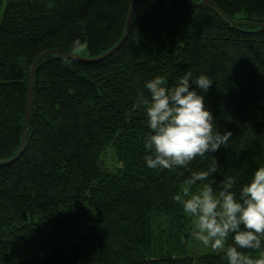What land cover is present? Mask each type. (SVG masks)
I'll return each instance as SVG.
<instances>
[{
	"label": "trees",
	"instance_id": "16d2710c",
	"mask_svg": "<svg viewBox=\"0 0 264 264\" xmlns=\"http://www.w3.org/2000/svg\"><path fill=\"white\" fill-rule=\"evenodd\" d=\"M201 1L138 0L126 40L105 59L53 54L38 64L26 148L0 164V264H226L211 249L194 252L192 219L173 199L213 154L188 169L143 159L145 81L171 86L191 72L213 80L214 127L233 133L214 154L217 181L238 190L264 164V0H211L237 25ZM132 2L0 0V161L20 150L34 60L83 45L104 54Z\"/></svg>",
	"mask_w": 264,
	"mask_h": 264
},
{
	"label": "clouds",
	"instance_id": "9594fccd",
	"mask_svg": "<svg viewBox=\"0 0 264 264\" xmlns=\"http://www.w3.org/2000/svg\"><path fill=\"white\" fill-rule=\"evenodd\" d=\"M80 46V39L72 41L74 49ZM212 84L206 74L193 76L191 72L171 86L159 75L145 81L150 100H144L141 93L140 103L146 105L150 132L144 137L143 159L150 169H188L198 156L213 154L206 169L191 171L188 186L173 199L192 219V236L221 253L226 264H264V164L238 190L232 178L217 181L219 162L214 154L229 145L233 133L214 127L216 117L205 98ZM198 181L208 182L190 191ZM244 250L258 255H245Z\"/></svg>",
	"mask_w": 264,
	"mask_h": 264
},
{
	"label": "water",
	"instance_id": "95a60500",
	"mask_svg": "<svg viewBox=\"0 0 264 264\" xmlns=\"http://www.w3.org/2000/svg\"><path fill=\"white\" fill-rule=\"evenodd\" d=\"M137 3H138V0H133V2L131 4L129 14H128V18H127L126 27H125V33H124L123 37L119 40V42L112 49H110L106 53L99 55V56H96V57H89V56H81L77 53L68 52V51H65L62 49H52V50L44 52L42 55H40L38 58H36V60L34 61L33 65H32L31 72H30V78H29V84H28V90H27V103H26V109H25L24 124H23V128H22V141H21L20 150L12 159L7 160V161H0V164H7L11 161L16 160L17 158H19L23 154V152L26 148L27 133H28V129L30 126V120H31V115H32V110H33L34 76H35V72H36V69H37L40 61L47 59L49 56H51L53 54H56L57 57H61V58H65V59L82 60V61H86V62H95V61H100V60L105 59L110 54H112L115 50H117L123 44V42L126 40L128 34L130 32V28H131L132 21L134 18V13H135ZM201 3L205 6H209L213 9L219 11L231 24L237 25L239 23V22L234 21L232 18H230L223 10H221L211 0H202ZM257 26L260 28V30H264V22L263 23H257Z\"/></svg>",
	"mask_w": 264,
	"mask_h": 264
},
{
	"label": "rangeland",
	"instance_id": "374dc122",
	"mask_svg": "<svg viewBox=\"0 0 264 264\" xmlns=\"http://www.w3.org/2000/svg\"><path fill=\"white\" fill-rule=\"evenodd\" d=\"M77 54H79L81 56H87V54H88L87 47L85 45H83L80 48V50L77 51ZM195 242H197V247H195V249H198V250L194 251V252L203 251L202 253H204V252L210 251V248H202L203 245L198 240H195ZM203 249H205V250H203Z\"/></svg>",
	"mask_w": 264,
	"mask_h": 264
},
{
	"label": "bare ground",
	"instance_id": "6f19581e",
	"mask_svg": "<svg viewBox=\"0 0 264 264\" xmlns=\"http://www.w3.org/2000/svg\"><path fill=\"white\" fill-rule=\"evenodd\" d=\"M108 51H109V50H108ZM105 53H106V52H105ZM41 55H42V54H41ZM38 57H39V56H38ZM38 57H37V58H38ZM89 57H91V56H89ZM35 60H36V59H35ZM35 60H34V61H35ZM40 62H41V61H40ZM33 63H34V62H33ZM32 65H33V64H32Z\"/></svg>",
	"mask_w": 264,
	"mask_h": 264
}]
</instances>
